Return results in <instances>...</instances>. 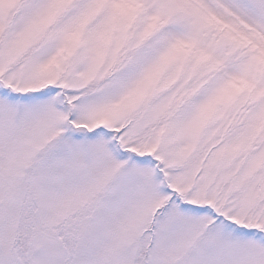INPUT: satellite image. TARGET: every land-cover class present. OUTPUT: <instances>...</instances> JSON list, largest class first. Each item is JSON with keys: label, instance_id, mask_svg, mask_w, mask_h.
I'll list each match as a JSON object with an SVG mask.
<instances>
[{"label": "snow or ice", "instance_id": "snow-or-ice-1", "mask_svg": "<svg viewBox=\"0 0 264 264\" xmlns=\"http://www.w3.org/2000/svg\"><path fill=\"white\" fill-rule=\"evenodd\" d=\"M0 264H264V0H0Z\"/></svg>", "mask_w": 264, "mask_h": 264}]
</instances>
